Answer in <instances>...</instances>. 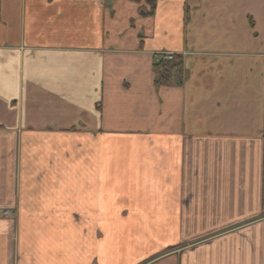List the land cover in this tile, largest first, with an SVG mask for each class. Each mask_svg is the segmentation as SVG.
I'll list each match as a JSON object with an SVG mask.
<instances>
[{"label":"crops","instance_id":"1","mask_svg":"<svg viewBox=\"0 0 264 264\" xmlns=\"http://www.w3.org/2000/svg\"><path fill=\"white\" fill-rule=\"evenodd\" d=\"M136 262L264 264V0H0V264Z\"/></svg>","mask_w":264,"mask_h":264},{"label":"rangeland","instance_id":"2","mask_svg":"<svg viewBox=\"0 0 264 264\" xmlns=\"http://www.w3.org/2000/svg\"><path fill=\"white\" fill-rule=\"evenodd\" d=\"M215 201L218 202L217 199H215ZM216 210H218V209H215V211ZM226 211H228V212H226V214H223L226 217V219L227 218L228 219L229 218H236L237 219V217L239 216L237 212H232L233 210H229L228 209ZM123 214H126V213L117 214V215L114 214V215H111V217L116 218L118 216L117 217V219H118L120 217H123L124 216ZM185 215H186V222H187V224L185 225V227L186 226L187 227H186V229L184 228L183 232L187 236V240H188L189 243H191L192 240H194V239L195 240H198V239L205 238L206 236H208V233L214 232V231L209 230V228L206 229V226L210 225L211 222L213 221L212 220V218H213L212 215H201L200 219H198V216H197V218H194L195 215L189 214L188 211L186 212ZM185 215H184V218H185ZM103 216H104V220L105 221H108V217H110V215H103ZM208 221H210L209 224H207ZM115 227H116V225L113 224V226L110 227L109 229H104V238H107L109 241H111L112 240L111 235H112V233L114 234V232L116 230ZM137 232H140V231H137ZM218 232L219 231H217V230L215 231L216 236H217ZM220 232H222V231H220ZM240 233L241 232L239 230H234L233 233L230 234V238H231L230 241H231V244H232V248L233 249L238 247V242H237L238 240L237 239L239 237H241ZM243 234H246V236L249 237V235H248L249 234V231H247V232L244 231ZM140 235L141 234H139L138 236H140ZM226 237H229V236H226ZM146 239H147V237H146ZM191 247L192 246L186 245L183 248H191ZM226 255H227V252H226ZM104 256H105V253H104ZM136 264H141V262H136Z\"/></svg>","mask_w":264,"mask_h":264},{"label":"trees","instance_id":"3","mask_svg":"<svg viewBox=\"0 0 264 264\" xmlns=\"http://www.w3.org/2000/svg\"><path fill=\"white\" fill-rule=\"evenodd\" d=\"M153 68L156 73L154 85H166L174 74L180 75L181 78V57L179 55H174L171 60L156 61Z\"/></svg>","mask_w":264,"mask_h":264},{"label":"built area","instance_id":"4","mask_svg":"<svg viewBox=\"0 0 264 264\" xmlns=\"http://www.w3.org/2000/svg\"><path fill=\"white\" fill-rule=\"evenodd\" d=\"M174 54L170 52H161L158 54V57L156 58V61L159 60H171L173 58Z\"/></svg>","mask_w":264,"mask_h":264}]
</instances>
